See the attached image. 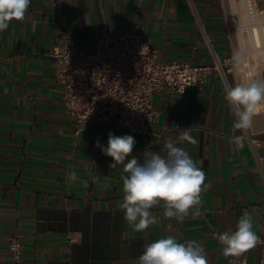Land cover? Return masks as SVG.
<instances>
[{"label":"crops","instance_id":"1","mask_svg":"<svg viewBox=\"0 0 264 264\" xmlns=\"http://www.w3.org/2000/svg\"><path fill=\"white\" fill-rule=\"evenodd\" d=\"M137 1L32 0L25 19L0 32V264L12 258L8 241L17 231L24 241L21 264H132L145 245L167 235L198 242L208 264H227L238 256H225L215 230L235 231L244 214H251L254 231L264 239V176L258 165V154L264 156V107L238 147L233 138L242 131L233 127L235 116L214 69L203 88L156 91L158 119L147 135L101 120L75 132L50 51L62 30L69 44L93 47L104 30L128 29ZM259 4L264 7V0ZM141 8L142 31L164 59L213 61L200 21L222 58L239 49L227 0H142ZM255 79L264 80V64ZM185 129L196 143L179 146L205 173L200 215L190 212L178 222L163 216L161 202L151 209L159 223L133 232L117 207L123 165L109 168L112 158L96 141L106 147L109 132L131 135L132 155L142 161L146 151L163 155L165 140ZM248 132L258 139L256 150ZM243 254L250 264H260L264 244Z\"/></svg>","mask_w":264,"mask_h":264},{"label":"built area","instance_id":"2","mask_svg":"<svg viewBox=\"0 0 264 264\" xmlns=\"http://www.w3.org/2000/svg\"><path fill=\"white\" fill-rule=\"evenodd\" d=\"M246 22L242 32L251 38L250 47L239 40L240 51L222 58L215 46L214 37L203 21L202 32L213 55L211 63H194L178 58L164 59L142 31L141 2L133 8V20L128 29L104 30L94 38V46H75L65 41L62 30L59 40L50 51L56 78L63 86L62 100L75 122V132H81L92 120H101L123 126L133 132L147 135L151 122L158 119L154 105V93L167 90L170 93L184 92L189 86L203 88L208 73L214 69L224 88L255 79L256 64L252 50L263 51L264 60V7L258 0H243ZM66 20L63 23L66 24ZM261 32V43L252 39V27ZM238 65L235 66V61ZM248 139L256 150L257 138L250 132ZM258 165L264 176V156L258 154ZM219 236V232L215 230ZM12 258L6 264H21L24 241L20 231L12 234L8 241ZM227 264H250L243 254L228 260ZM264 264V256L260 260Z\"/></svg>","mask_w":264,"mask_h":264},{"label":"clouds","instance_id":"3","mask_svg":"<svg viewBox=\"0 0 264 264\" xmlns=\"http://www.w3.org/2000/svg\"><path fill=\"white\" fill-rule=\"evenodd\" d=\"M31 2L0 0V32H4L13 20H24ZM224 99L235 116L233 127L242 131L233 138L234 143L242 147L243 133L251 129L254 115L264 107V80L249 79L229 86L225 89ZM183 142L196 143L186 129L178 138L165 140L163 155L158 151H146L141 161L132 155L136 140L131 135L116 136L109 132L106 147L96 141L95 146L102 154L112 158L109 168L123 165V198L117 207L123 211V218L133 232L142 233L159 223L151 209L161 202L166 218L183 222L190 212L200 215V194L206 187L205 173L188 151L179 146ZM70 178H77L75 171ZM218 242L223 246L225 256H240L264 244V239L254 231L251 214H244L238 219L235 231L221 233ZM132 264H208V259L198 242H179L175 236L167 235L145 245L142 254Z\"/></svg>","mask_w":264,"mask_h":264},{"label":"rangeland","instance_id":"4","mask_svg":"<svg viewBox=\"0 0 264 264\" xmlns=\"http://www.w3.org/2000/svg\"><path fill=\"white\" fill-rule=\"evenodd\" d=\"M259 2H261V0H258V3ZM237 6H238L239 12H240V21L243 24L246 22V19H247L244 1L243 0H237ZM236 24H237V21H236ZM238 30H239V28H238ZM241 32H242V30H241ZM242 35H244V43L246 44L247 47H250V42H251L250 36L247 34L246 31H243ZM239 51H240V48L237 50V53ZM251 56L255 60L256 68H258L260 65L264 64V60L262 59L263 58V51L262 50H260V49L252 50Z\"/></svg>","mask_w":264,"mask_h":264},{"label":"bare ground","instance_id":"5","mask_svg":"<svg viewBox=\"0 0 264 264\" xmlns=\"http://www.w3.org/2000/svg\"><path fill=\"white\" fill-rule=\"evenodd\" d=\"M228 2V9L230 10L231 16L234 18L235 23L237 21L236 27H237V34L239 35V39L241 41H244V35H242V22L240 21V12L239 8L237 6V0H227ZM239 28V30H238ZM252 39L255 43H261L262 37L259 27L253 26L252 27Z\"/></svg>","mask_w":264,"mask_h":264}]
</instances>
